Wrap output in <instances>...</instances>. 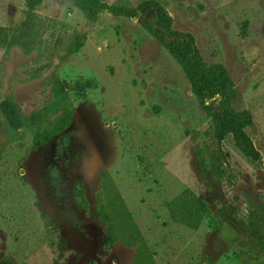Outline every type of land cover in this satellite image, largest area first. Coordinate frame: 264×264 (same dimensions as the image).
Returning a JSON list of instances; mask_svg holds the SVG:
<instances>
[{
  "label": "rangeland",
  "instance_id": "rangeland-1",
  "mask_svg": "<svg viewBox=\"0 0 264 264\" xmlns=\"http://www.w3.org/2000/svg\"><path fill=\"white\" fill-rule=\"evenodd\" d=\"M100 1L0 0V264H264V0ZM190 37L258 158L217 138Z\"/></svg>",
  "mask_w": 264,
  "mask_h": 264
},
{
  "label": "trees",
  "instance_id": "trees-1",
  "mask_svg": "<svg viewBox=\"0 0 264 264\" xmlns=\"http://www.w3.org/2000/svg\"><path fill=\"white\" fill-rule=\"evenodd\" d=\"M41 1L42 0H26L28 6L31 8L35 7ZM80 3L86 10H94L104 6L100 0H80ZM113 10L132 15L131 11H127L124 8L119 10L114 8ZM9 42L6 29L4 27H0V46L7 45ZM167 46L191 78L194 85V91L200 99L211 100L218 94H224L225 99L222 101L220 109H216L211 112L212 122L215 126V134L217 138L221 140L226 135L232 133L236 144L248 156L258 158L259 153L255 149L252 140L245 131V127L251 124L250 116L246 112H238L231 109L229 105L230 95L227 90L230 85V79L226 70L220 66L213 68L206 67L200 58L199 52L195 46L193 38L191 37L188 41L183 43L173 41L171 44L167 43ZM56 97L57 100L52 106L56 109H62L63 113L55 121L51 130L47 131L44 135L37 133V138L39 140H50L53 136L66 130L73 121L75 108L71 107L68 97L62 94H59ZM10 114L11 116H16L17 111L15 108H10ZM40 116H42V114L41 112H38L33 114L30 119L34 121ZM261 241V245L264 249V237Z\"/></svg>",
  "mask_w": 264,
  "mask_h": 264
}]
</instances>
